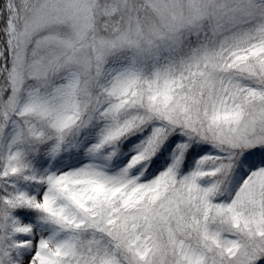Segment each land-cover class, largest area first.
I'll list each match as a JSON object with an SVG mask.
<instances>
[{"label":"snow or ice","instance_id":"snow-or-ice-1","mask_svg":"<svg viewBox=\"0 0 264 264\" xmlns=\"http://www.w3.org/2000/svg\"><path fill=\"white\" fill-rule=\"evenodd\" d=\"M0 264H264V0H0Z\"/></svg>","mask_w":264,"mask_h":264}]
</instances>
